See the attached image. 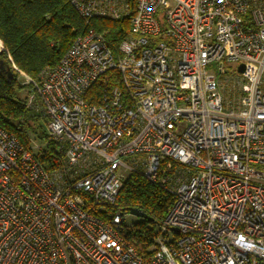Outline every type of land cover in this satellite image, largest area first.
<instances>
[{
    "label": "built area",
    "instance_id": "built-area-1",
    "mask_svg": "<svg viewBox=\"0 0 264 264\" xmlns=\"http://www.w3.org/2000/svg\"><path fill=\"white\" fill-rule=\"evenodd\" d=\"M70 3L130 33L87 30L38 81L12 64L64 161L0 127V264H264V0ZM135 173L173 199L143 252L116 209Z\"/></svg>",
    "mask_w": 264,
    "mask_h": 264
},
{
    "label": "trees",
    "instance_id": "trees-1",
    "mask_svg": "<svg viewBox=\"0 0 264 264\" xmlns=\"http://www.w3.org/2000/svg\"><path fill=\"white\" fill-rule=\"evenodd\" d=\"M89 29L101 34L115 51L130 33L128 19H93L87 24L70 0H0V41L8 52L0 54V127L26 150L32 147L33 135L43 144L38 158L50 170L63 164L64 153L47 135L45 119L28 110L26 100L21 99L26 88L18 84L12 64L38 81L41 72L47 66H57L76 37ZM172 201L158 183L147 181L140 173L132 174L124 183L116 209L123 215L139 210L147 219L127 226L124 237L143 252L152 245Z\"/></svg>",
    "mask_w": 264,
    "mask_h": 264
},
{
    "label": "rangeland",
    "instance_id": "rangeland-1",
    "mask_svg": "<svg viewBox=\"0 0 264 264\" xmlns=\"http://www.w3.org/2000/svg\"><path fill=\"white\" fill-rule=\"evenodd\" d=\"M235 67V66H234ZM227 68V65H225V69ZM29 77V76H28ZM217 77L219 78V74L217 75ZM17 79V78H16ZM19 80V81H18ZM17 82H18V84L19 85H21L22 87H24V88H26L23 92H22V94L20 95V97H21V99L23 100H26V105H27V97H28V95H29V88L28 87H26L25 85H23L22 83L24 82V80L23 79H17ZM29 110V109H28ZM31 111V110H30ZM31 112H33V111H31ZM34 113V112H33ZM34 114H36V113H34ZM36 115H38V114H36ZM43 118V117H42ZM46 126V125H45ZM31 139V141H32V139L33 140H35V137L33 136V135H31V137H30ZM35 142H36V144L37 145H39V142L37 141V140H35ZM34 142V143H35ZM123 219H124V224L125 225H127V226H130V225H132V224H134V223H136V222H138L140 219L138 218V217H135V216H132V215H130V214H127V215H125V216H123Z\"/></svg>",
    "mask_w": 264,
    "mask_h": 264
},
{
    "label": "water",
    "instance_id": "water-1",
    "mask_svg": "<svg viewBox=\"0 0 264 264\" xmlns=\"http://www.w3.org/2000/svg\"><path fill=\"white\" fill-rule=\"evenodd\" d=\"M238 72L239 73H243L244 72V66L241 65L239 68H238ZM129 214L132 215V216H135V217H138L139 219H142V220H146L147 219V216L142 213L141 211L139 210H130L129 211Z\"/></svg>",
    "mask_w": 264,
    "mask_h": 264
}]
</instances>
